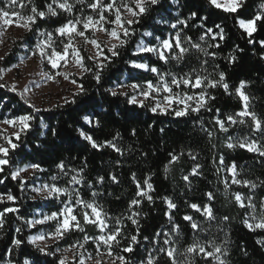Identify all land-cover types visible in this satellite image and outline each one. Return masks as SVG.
<instances>
[{"label": "trees", "instance_id": "obj_1", "mask_svg": "<svg viewBox=\"0 0 264 264\" xmlns=\"http://www.w3.org/2000/svg\"><path fill=\"white\" fill-rule=\"evenodd\" d=\"M6 1L9 2L0 0V6H5ZM19 2L28 15H33V8L46 14L44 18L37 19L31 33L25 36L24 41L29 43L34 42L33 35L39 31H55L74 19L70 12L62 9H56L57 15H51L48 5L53 6V0ZM69 2L75 13H92L88 5L94 0ZM261 4L264 0H245L242 8L230 14L215 8L209 0H159L157 5L150 6L139 17L138 23L128 26L131 34L121 36L126 43L118 48L119 56L105 62L99 82L92 71L75 77L78 84H83L84 90L79 95L76 94L78 90L74 92L68 103L33 108L24 102L27 98H22L20 91H12L8 83L0 81V84L7 85L0 87V120L22 115L33 117L30 128L22 131L19 139H14L16 147L9 148L8 156L0 153V159L9 160V164L3 166L4 171L0 172V194L5 195L0 210L5 207L19 209L17 213H6L4 226L0 228V264H25L26 260L31 264H59L56 247L71 246L78 240L82 242L85 235L97 237L101 234L98 227L84 225L83 211H80L77 216L86 228L84 233H68L47 250L53 255L39 251V247L29 240L38 228H32L28 221L37 210L59 211L61 204L55 200L35 198L31 182L12 179L11 173L15 168L25 164H39L44 169L37 171L41 178L53 180L55 176L53 181L61 187L70 186L71 177L78 175L81 179L78 186L81 198L97 204L109 217L112 227L121 229L123 237L137 236L138 242L132 244L134 250L131 253L122 251L130 243L127 238L121 239L120 248L113 249L115 254L125 256L131 264L144 261L150 252L157 258L156 264H171L168 257L159 252L161 247L166 248L163 241L166 231L170 245L176 248L177 264H185L187 260L193 261V264L210 263L203 254L186 253V248L194 243L211 248L221 246L226 250V253H221L226 264H264V244L258 243L264 240V230H249L244 223L249 209L235 201V194L240 193L247 199L251 198L257 210L263 209L264 157L239 146L227 147L229 143L238 145L233 141L236 135H251L259 145L264 146V132L254 131L250 117L244 123L231 124L227 121L228 116L235 117L243 109L244 102L236 92L242 81L245 82L243 92L249 96V111L255 112L264 121V47L259 43L264 41V23L258 22L257 31L253 33L256 43H249L246 32L238 25V18L248 20L260 13ZM193 12L196 17L190 18ZM178 19L187 20V26L178 24L177 28H172L171 25ZM217 24L224 28L223 40L206 34L207 28L218 31L215 28ZM177 31H180L182 46L189 49L182 59L171 58L179 52L178 49L168 55L167 61L153 53L137 52L142 39L154 45L173 37ZM147 33L151 35L147 36ZM201 36H204L203 40ZM186 37H191V44L185 42ZM192 44H199L215 55L206 56ZM214 44L219 47H213ZM19 52V47L15 46L2 64L15 62ZM104 53L110 56L107 48H104ZM231 56L236 58L235 62H230ZM89 57L90 54L83 51L84 66L94 69L96 61ZM132 62L148 63L158 69V74L135 68ZM221 72L226 76L228 92L222 86L205 89L215 97L209 101L212 111L201 109L177 117L172 114L173 110L152 112L149 104L141 107L129 103L128 96L122 92H117L116 96L111 94L112 87L123 78L136 84L156 81L158 75L193 80L197 76H207L214 81L219 79ZM200 91V88L193 90ZM73 100L75 103H71ZM85 116L92 123H88ZM216 116L230 126L228 131L220 130L215 123ZM81 131L93 136L98 143L113 141L121 152L107 146L93 148L80 135ZM172 155L179 156V159L170 163ZM221 158L224 165L220 164ZM233 162L237 165L239 179L255 182L256 188L231 183L225 165ZM60 163L65 165L63 171L57 167ZM196 166H200V175H190ZM113 175L118 182L112 181ZM184 176H188L189 180L185 181ZM99 177H103V182ZM226 179L230 187L225 186ZM145 181L152 184L149 191L153 197L151 202L136 195L137 183L147 190ZM208 192L214 193L212 201L206 196ZM7 194L15 196L16 200L7 201ZM164 197L172 200L177 207L169 209ZM132 199H142V203L131 205ZM191 204L201 207L211 204L215 219L191 208ZM186 215L193 217L199 226L197 229L191 228L190 222L183 219ZM129 216L138 224L128 219ZM225 216L229 218L227 221L222 219ZM157 233L160 235L157 236ZM17 239L23 241L19 246L14 243ZM68 264H78V259L70 260Z\"/></svg>", "mask_w": 264, "mask_h": 264}, {"label": "snow or ice", "instance_id": "obj_2", "mask_svg": "<svg viewBox=\"0 0 264 264\" xmlns=\"http://www.w3.org/2000/svg\"><path fill=\"white\" fill-rule=\"evenodd\" d=\"M17 0H9V6L12 4H16ZM80 2V0H78ZM53 3H58V0H53ZM159 3V0H121V3L119 6L116 5V0H110L109 3H105L104 0H94L93 3H90L88 7L92 8L93 10L97 11L99 19H94L92 15H88L86 19H76V20H69L66 24L62 25L61 27L57 28L56 31L60 33V35H67L69 37V43L64 44L62 51H57L55 48L51 49V52L46 51L44 45L47 44L49 48H51V41H50V34H49V41L40 42L36 44L35 50H33V55H39L41 60H47L49 64H51V67L53 69L61 67L60 61H64L63 67L68 66V60L66 57L69 54V50L71 49L76 57V61L73 64V67L79 66L83 69L84 72L92 71L94 78L97 82L101 79V73L103 71V68L106 66L105 62L109 60L111 57H117L119 56L118 48L123 47L126 43V40L122 39L121 36L127 37L131 34L132 30L130 29V25L134 23L139 22V17L145 14L150 6L157 5ZM209 3L213 5L217 9H221L227 13L235 14L239 8H242L245 0H209ZM58 7L60 9H63L65 11H71L72 5L68 4L65 0L64 3H58ZM260 8L262 11L255 16H253L251 19L245 20V19H239L238 18V25L240 28H242L247 36L249 37V43H256V41L253 38V33L257 31V24L258 22L264 23V4L260 5ZM123 10V12H122ZM110 11L113 12L114 19H109L107 16H105V12ZM33 15H29L26 20V23L20 24L17 23V27H24L25 29L31 31L32 27L36 25V21L38 18L42 19L45 17V12L40 11L37 12L35 8L32 9ZM48 12L55 16L57 15V12L52 8L51 5H48ZM13 13H10L7 10L0 9V20H3V25H11L12 21L9 19L10 15ZM196 13H191L190 18H195ZM24 19L23 17H18V20ZM202 19L206 20L207 17H203ZM104 24H115L117 27L107 29L104 28ZM183 25L187 26V20H177L176 23L172 24V28H177V25ZM78 25H82L83 30L78 29ZM89 28L93 29V31H100L106 33L109 39V41L104 45V47L107 48L108 53H110V56L105 55L103 48L101 47V43H98L97 39H89L88 36L85 35L86 31L89 30ZM215 28L218 31H215L212 28L206 29V34H212V38L216 39L217 37L221 40L225 38V31L224 28L217 24ZM43 35V33H41ZM151 35V33H149ZM74 36H79L84 39L85 44H91L94 45L95 48L98 50V54L94 53L93 57H89V59H94L96 61L94 69H89L84 66L83 64V57L80 55L79 49L75 48V46L71 43ZM159 39V38H157ZM201 40L204 39V36L200 37ZM113 40L115 42H113ZM185 42H188L191 44V37H186ZM262 47H264V41H259ZM194 48L199 49L201 52H204V54L207 55H215L214 53H208L206 49L201 48L199 44H192L191 45ZM213 47H219L218 44L212 45ZM138 49L140 52L144 53H153L156 56H158L159 59L167 61L169 58L168 54L171 52H174L176 49L179 50V52L172 56V59L180 60L183 58V54L187 53L189 51L188 48H185L182 46L181 43V34L180 31H177L175 36L170 39H164L160 41V44L158 46L150 47V46H138ZM4 57H0V60H3ZM235 57L231 56L229 57L230 62H235ZM204 63H207V61H204ZM132 66L138 69H144L146 71H150L153 73H158V69L156 67H150L148 63H137L132 62ZM14 67H18V65H14ZM0 71H11V69H0ZM44 75L48 79H54L53 76L48 75V73H44ZM55 75H60V73H56ZM65 79H67V75L64 76ZM2 79V77H0ZM161 83H158L154 85L151 81H147L146 88H144L141 85L133 84L130 85L131 88L134 90L141 89L140 95L144 97V99H149L150 96H152L153 93L164 91L169 93V95L164 97L165 106L161 108V104L157 103L154 107L151 108L152 112H156L158 109L165 111L167 113V110L169 107L173 105V103H176L178 105H182L183 107H177L173 109L172 114H174L177 117L186 116L189 114V112H199L201 109H205L206 111H212V108L209 104V101L214 100L215 97L211 96L208 92L205 91L206 88H215L217 86H222L225 92H228L229 85L226 82V76L223 72L219 74L218 80H210L207 76L201 78L200 76H197L195 81L193 82L190 78H181L176 79L175 76H173L171 80L172 85H176L177 87L183 83L185 85H191L194 88H200L201 91L198 95H187L180 96L179 99H177V96L179 94H173L172 87L169 85L167 81L164 80V77L161 76ZM73 84H76L77 82L75 80L71 81ZM5 84H0V87H6ZM245 87V82L242 81L240 86L236 89L237 94L240 96V98L244 101L243 109L236 113V117H240L241 119L237 120L233 116H228L227 121H230L232 124H235L237 122L244 123L245 121L242 119L243 117H250L251 121L253 122L254 131L258 132H264V121H262L255 112L249 111V96L246 95L242 89ZM12 91H17V88L15 85L11 86ZM83 84L78 85V92L76 93L79 95L81 92H83ZM28 91L27 86L23 90H21L20 95L23 98L24 93ZM111 94L113 96H116L118 93L116 91H111ZM123 95H127V93H122ZM24 102L26 104H30L31 107L35 108L36 106L34 104H31L29 100L25 99ZM65 102L68 103L67 98H65ZM194 102L195 106H193ZM71 103H75V100L71 101ZM129 103L137 104L139 103L141 107L144 106L143 101H138L136 95H132L129 98ZM39 111V109H36ZM218 111V110H217ZM33 119L31 115H22L15 118V120H5L3 123L5 124H19L20 125V131H24L28 128H30V121ZM84 119L88 123H92L91 120L87 116L84 117ZM215 123L219 126L221 131H227L228 128L225 126L226 122L225 120L220 119L218 116L215 117ZM98 125V121H97ZM46 127V125H45ZM163 131V130H161ZM209 136H211V133H208ZM19 139V133H14ZM80 135L84 138V140L88 141L90 145L93 148H102V147H109L114 149L117 152H121V149L117 147V145L113 141H106L105 143H98L96 140L93 139V136L81 131ZM133 135H135V130H133ZM9 144H11L12 148H15L16 145L11 143V140L8 141ZM239 146L240 148H247L248 151L258 153L261 157H264V146L259 145L255 140H248L247 138L243 142H239L238 145H234L232 143L227 144L228 148H233ZM9 149L3 145H0V153L3 154L4 157L8 156ZM179 159V156L172 155L171 156V162H175ZM9 164V160L6 158L0 159V172L4 171L3 166ZM220 164L224 165L223 158L220 160ZM28 167L34 169L35 171H44L43 168L39 164H32ZM59 169L62 171L65 168V165L63 163H60L57 165ZM199 167L196 166L192 169V172L190 175H200ZM225 168L227 171L231 173V183L232 184H238V185H244V186H250L251 188H256L257 185L255 182L250 180H241L238 179L237 176L239 173L237 172V165L233 162L231 165H225ZM27 171V168L17 169L16 171H13L11 173L12 179H16L20 176L21 172ZM67 175V173H65ZM53 180L56 179V177H52ZM100 182H103V177L98 178ZM112 181L118 182L117 177L115 175L111 176ZM183 179L185 181L189 180L188 176H184ZM133 180H135V176H133ZM2 182V181H0ZM70 183H79L80 181L77 180L76 176H72ZM147 184V189L152 190V184L148 183L147 181L144 182ZM226 187H230L228 184L227 179L224 181ZM48 185H44L42 189H34L35 191L42 192L44 189H48ZM137 193L136 195L143 198L146 197L149 202L153 200V197L149 195L148 191H145L139 183H137ZM48 196H52L53 194H66L68 197V202L64 203L63 208L59 212H53L51 215L45 216L42 220H35V221H28L30 225L35 224H43L45 221H52L55 220L56 227L54 232L49 234L51 239H64L65 236L70 232L79 231L81 233H84L86 231L85 226L81 225L80 220L77 219V215L74 214V205L72 203V192L69 191L68 188H59L52 186L51 189L48 191ZM95 195V193H93ZM206 196L208 197L209 201H212L214 199V193L208 192L206 193ZM5 195L0 194V203L4 202ZM7 201H15L16 197L7 194L6 195ZM164 200L166 201L169 209H175L177 206L176 204L170 200L167 197H164ZM235 201L241 206V207H250L253 210H255L256 205L252 203L251 198H248V204L246 205L244 202V198H242L240 193L235 194ZM81 203H84L86 208L91 209V218L90 214L88 212L82 213V218L84 221V225L92 224L100 229L102 234L98 238H93L97 244V249H99L101 246L105 247L106 252L105 255L108 257L113 256V249L114 248H120L121 245V239H126L127 237H123L121 233V229L119 228H113L109 229L108 225L106 223L107 220V214H103L102 218V211L99 209L98 205L84 202L80 199H77L75 201V205H79ZM142 203V199H132L131 205H138ZM191 208L195 209L196 211H203V214L210 218L215 219V215L213 212V207L211 204L204 205L201 207V205L197 204H191ZM19 211L18 208L15 207H5L3 210H0V228H3L5 223V214L6 213H17ZM138 215V214H137ZM169 219L171 220V214L169 213ZM128 219L132 220V217L129 216ZM185 221L190 222V226L193 229H197L199 226L196 222L193 221V217L190 215H186L183 217ZM223 220L227 221L229 218L227 216L222 218ZM252 219L255 221L257 220L256 216L253 214ZM133 223H137V220H132ZM119 223V221H117ZM245 226L252 231L255 230H264V214L261 215L259 220L256 223H250L248 220L244 221ZM178 229V225L175 226ZM107 230V231H106ZM17 231H20L17 229ZM157 236L160 234L157 233ZM130 243L128 246L123 247L122 251L125 253H131L134 249L132 247V244L137 243V236L133 235L130 238ZM30 242L33 244H36L37 241H45L46 236L45 235H38V236H32L29 238ZM89 237L87 235L83 236V243H81L79 240L76 241L72 248H84V245L88 242ZM102 242V245H101ZM14 243L19 246L23 243L20 239H17L14 241ZM170 241L165 239L164 244H169ZM258 243L264 244V240L258 241ZM70 250V249H68ZM66 250V251H68ZM39 251L47 254V255H53V252L46 251V245L43 247H39ZM59 251V249H57ZM187 254H193L198 255L200 253L204 254V257H212L214 260L218 261V264H226V261L221 259L218 253H226V250L223 249L221 246H214L212 251H208L204 246L194 243L186 248ZM159 252L164 254L166 257H168L171 264H177L176 261V248L175 247H161L159 249ZM79 259L78 264H85L84 259V253H79ZM87 259H95L90 253L87 255ZM156 259L149 254L148 259L144 264H156ZM116 261H120L121 264H131V262L123 255H116L115 259L111 261V264H116ZM25 264H30L29 261H25ZM59 264H68L67 257L60 258ZM95 264H103L102 259H96ZM185 264H193V261L187 260Z\"/></svg>", "mask_w": 264, "mask_h": 264}, {"label": "rangeland", "instance_id": "obj_3", "mask_svg": "<svg viewBox=\"0 0 264 264\" xmlns=\"http://www.w3.org/2000/svg\"><path fill=\"white\" fill-rule=\"evenodd\" d=\"M64 2H65V0H58V3H64ZM66 2L70 5H72L69 2V0H66ZM104 2L109 3L110 0H104ZM58 3L53 4L52 8L54 10L60 9L58 7ZM120 3H121V0H116L117 6H119ZM0 9H4V10L9 11L10 13H13L9 17V19L12 21V24L10 26L9 25H3V20H0V57H4V59H5V57L12 51V49L15 46L19 47V49H20V52L17 54V58H16L15 62H13L12 64L5 65V64H2V61L4 59L0 60V69H9V68L11 69V71H0V77H2V79H0V81L8 83L10 86L15 85L17 90L20 92H21V90H23L25 88V86H27L28 91L24 93V96L27 98V100L30 101L31 104H34L35 106H37L39 108L52 107L58 103L65 102V98H67V100L70 99L72 97L73 93L78 90V85H79L78 83L73 84L71 81L75 80L76 76H80L84 73L83 69L80 68L79 66L73 67V64L76 61V57H75L74 52L71 49L69 50V54L66 57V59L69 62L67 67L62 66L64 64V61L62 60L59 62L61 67H58L55 69H53L51 67V64H49L47 62V60H41L39 55H35V56L33 55V50H35L36 44L40 43V42L49 41V34H50L51 48H49L47 46V44L44 45L46 51H48V52H51L52 48H55L57 51H62L63 45L69 43V37L67 35H63V36L60 35V33H58L56 30L55 31L43 30V31H39L38 33L33 35V37H34L33 43L26 42V41H24V38L26 35L30 34L31 31L25 29L24 27H17L16 24L17 23H20V24L26 23L27 22L26 18L29 15L24 12V10L22 9V5L19 2V0H17L16 4H12L11 6H9V2L6 1L5 6H0ZM122 12H123V10H122ZM70 13L73 15V18H74V19H72L73 21L76 19L84 20V19H86V17L88 15H92L94 17V19H99L97 11H95L93 9H92L91 14L75 13L73 6H72V10L70 11ZM104 14L109 19H114L113 12L106 11ZM18 17H23L24 19L18 20ZM115 27H117L115 24H111V25L110 24H104V28H107V29H111V28H115ZM78 29L83 30L82 25H78ZM41 33H43V35ZM85 35L88 36L89 39H97L98 43H101V47L103 48V50H104V48H106V47H104V45L109 41V39H111L110 37H108L106 35V33L100 32V31H93V29H91V28H89V30L86 31ZM147 36H150L149 33H147ZM170 38H172V37H170ZM170 38H168V39H170ZM160 41H162V40H160ZM160 41H158L154 45H150L146 42V40L142 39L141 42L138 44V46L154 47V46H158L160 44ZM113 42H115V41L113 40ZM71 43L75 46V48L79 49L81 57H83V51H86L88 54H90L91 57H93L94 53L98 54V50L95 48V46L91 45V44H85L84 39L82 37L74 36ZM138 46H137V52L144 53V52L139 51ZM171 53H169V54H171ZM137 63H145V62H137ZM14 65H18V67H14ZM44 73H48V75L53 76L54 79H48L44 75ZM56 73H60V75H55ZM156 74H158V73H156ZM65 75H67V77H68L67 79L64 78ZM161 76H163L164 80L167 81L169 83V85L172 87L173 94H179V96H177V99H179L180 96H184L185 94H187V95H198L200 93V92H193V90L198 89V88H194L190 84L185 85V84L181 83L178 87L176 85H172L171 80L173 77H169L166 75H158V79L156 81H151V82L154 85L161 83V79H160ZM175 78L178 80L181 79V78H177V77H175ZM186 78H189V77H186ZM191 80L193 82L195 81V79L194 80L191 79ZM133 84H136V83H128L126 81V79L123 78L121 80V82H117L112 87V90L116 91V92L127 93L128 98H130V96H132V95H136L138 101L142 100L143 104H149V105H151V107H154L157 103L161 104V108H163L165 106L166 102L164 101V97L169 95V93L164 92V91H159V92L153 93L149 99H144V97L139 94L141 89L134 90L133 88L130 87V85H133ZM137 85H141L144 88H146V86H147L146 83L137 84ZM242 91H243V89H242ZM190 103H193V106H195L194 102H190ZM137 104H139V103H137ZM177 107H183V106L178 105L176 103H173V105L171 107H169L168 110H173L174 108H177ZM157 111H162V110L158 109ZM162 112H165V111H162ZM235 118L237 120L241 119L240 117H236V116H235ZM248 118L249 117H243L242 119L244 121H246V119H248ZM10 119L15 120V118H6L4 120H0V145H3L5 147H7L8 149L11 147V144L8 143L9 139L11 140V143L14 144V139L17 138L13 134L17 133V132L19 133V136L21 134L20 125L18 123L14 124V125L3 123V121L10 120ZM228 122H230V121H228ZM237 123H239V122H237ZM225 126L229 130L230 126L227 124ZM246 138L248 140H255L251 135H247V136L236 135V136H234L233 141H236V143L239 144V142L245 141ZM29 165H32V164H25V165L18 166L15 168L14 171H16L17 169L27 168V171L21 172L20 176L17 178L22 179L24 182L29 181L32 183L30 188H31L35 198H41V199H44L45 201L46 200H55L59 204H61V209L59 210V211H61L64 203L68 202L67 195L66 194H59V195L53 194L52 196H48L47 193L51 189L52 186L59 187V188H68L69 191L72 192V203L74 205V214L78 215L77 213L80 211L81 212L82 211L88 212L90 214V218H91V215H92L91 209L86 208L84 203H81L79 205H75V201L77 199H80V200L86 202L85 200H83L81 198L80 194L78 193V186L81 184V179L79 178L78 175H75V176H76L77 180L80 181L79 183H71L70 186H68V187H61V186H58L57 184H55V182L51 179L50 180L42 179L37 171L28 167ZM229 175H230L229 179L231 180V173L230 172H229ZM237 178L239 179L238 176H237ZM44 185H48L49 186L48 189H44L42 192H38V191L34 190V189H42ZM146 191H148V193H149L150 190L147 189ZM241 196H242V198H244V202L247 205L248 199L245 198L242 194H241ZM87 203L95 204L94 202H87ZM95 205H97V204H95ZM99 209L102 211V218H103V214H105V212L100 207H99ZM248 209H249V214L247 216V220L250 223H256L259 220V218L261 217V215L264 214V206H263L262 210H257L256 208H255V210H253L250 207H248ZM59 211H53V212H59ZM53 212H49L45 209H39L36 211L35 216L32 217L30 219V221L42 220L45 216L51 215ZM201 212L203 213L202 210H201ZM253 214L257 218V220H255V221L252 219ZM77 219H78V216H77ZM56 223L57 222L55 220H52V221H45V223H43V224L30 225L32 228H38V230L33 232L30 235V237L38 236V235H45L46 236L45 241H37V243L35 245H37L38 247H43L46 245V251L49 250V248L51 246L56 245V243L60 239H51L49 236V234L54 232L55 227H56ZM106 223H107L109 229H113V227L109 221L108 216H107ZM102 234H105V233L101 232L100 235H102ZM100 235H98L97 237H89V240L84 245V248H72V245H71V246H65V247H59L58 246V247H56L55 250L58 253V255L60 256V258L67 257L68 261L74 260V259H79L80 258L79 253H84L85 264H95L96 259H102L103 264H111V261L113 259H115V256L117 254H115V252L113 250V256L108 257L107 255H105V252H106L105 247L101 246L99 249H97V244L93 238H98ZM163 235H164L163 241L165 239L171 241L169 239L167 231L164 232ZM81 243H83V241ZM101 245H102V242H101ZM200 245L204 246L208 251L213 250V248H211L209 246H206L203 244H200ZM169 247H172L170 245V243L166 245V248H169ZM57 249H59V251H57ZM68 249H70V250H68ZM66 250H68V251H66ZM89 253L95 259H87V255ZM150 254H151V252H150ZM200 254H203V253H200ZM217 255H219L220 258L223 259V256L221 253H218ZM147 259H148V257L144 261H141L138 264H144V262H146ZM207 259L210 261L209 264H218V261L214 260L212 257H207ZM119 262L120 261H116V264H118ZM30 264H31V262H30Z\"/></svg>", "mask_w": 264, "mask_h": 264}]
</instances>
